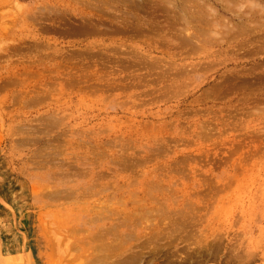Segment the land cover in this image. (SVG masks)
I'll return each mask as SVG.
<instances>
[{"label": "rangeland", "instance_id": "obj_1", "mask_svg": "<svg viewBox=\"0 0 264 264\" xmlns=\"http://www.w3.org/2000/svg\"><path fill=\"white\" fill-rule=\"evenodd\" d=\"M170 1L0 0V264H264V2Z\"/></svg>", "mask_w": 264, "mask_h": 264}, {"label": "bare ground", "instance_id": "obj_2", "mask_svg": "<svg viewBox=\"0 0 264 264\" xmlns=\"http://www.w3.org/2000/svg\"><path fill=\"white\" fill-rule=\"evenodd\" d=\"M163 1H164V0H162V2H163ZM173 1H174V0H173ZM227 1H229V0H227ZM234 1H235V2L237 1V2H238L239 0H234ZM262 1L264 2V0H262ZM167 2H168V1H166V3H167ZM229 2H230V1H229ZM235 2H234V3H235ZM239 2H241V0H240ZM258 2H259V1H258ZM258 2H257V3H258ZM169 3H171L170 0H169ZM226 3H227V2H226ZM231 3H232V2H231ZM242 3H243V2H242ZM260 3H261V0H260ZM162 4H163V3H162ZM164 4H165V3H164ZM167 4H168V3H167ZM235 4H236V3H235ZM235 4H234V5H235ZM246 4H247V3H246ZM254 4H255V6L257 5L256 3H254ZM263 4H264V3H263ZM169 5H170V4H169ZM171 5H172V3H171ZM171 5H170V6H171ZM228 5H229V4H228ZM239 5H241V4L239 3V4H238V7H240ZM259 5H260V4H258L257 6H259ZM261 5H262V3H261ZM261 5H260V7H261ZM172 6H173V5H172ZM174 6H175V5H174ZM253 6H254V5H253ZM257 6H256V7H257ZM175 7H176V6H175ZM209 7H210V6H209ZM225 7H226V6H225ZM262 7H263V11H264V5H263ZM189 8H192V7H189ZM210 8H211V7H210ZM210 8H209V9H210ZM228 8H229V7H228ZM254 8H255V7H254ZM172 9H173V8H172ZM175 9H176V8H175ZM178 9H179V8H178ZM226 9H227V8H226ZM226 9H225V10H226ZM239 9L241 10V7H240ZM239 9H238V10H239ZM244 9H245V8H244ZM246 9H247V8H246ZM173 10H174V9H173ZM180 10H181V9H180ZM184 10H185V9H184ZM240 10H239V12H241V11L244 12L243 9H242L241 11H240ZM175 11H176V10H175ZM181 11H182V10H181ZM201 11H202V10H201ZM201 11L198 10L196 13H198V15H199V13H202ZM230 11H232V10H230ZM246 11H247V10H246ZM182 12H183V11H182ZM182 12H181V13H182ZM184 12H185V11H184ZM212 12H213V11L211 10V14L208 13V15H212ZM249 12H250V11H249ZM178 13H179V12H178ZM181 13H180V15H181ZM191 13H192V12H191ZM191 13H190V15H192ZM193 13H194V12H193ZM204 13H205V12H204ZM206 13H207V12H206ZM244 13H246V12H244ZM202 14H203V13H202ZM176 15L180 16L179 14H176ZM185 15H186V14H184V16H185ZM195 15H196V14H194V16H195ZM206 15H207V14H206ZM221 15H222V14H221ZM235 15H236V14H235ZM235 15H234V16H235ZM249 15H250V14H249ZM182 16H183V15H182ZM182 16H180V17L182 18ZM184 16H183V17H184ZM187 16H188V15H187ZM200 16L203 17L204 15H201V14H200ZM213 16H214V18L216 17V15H214V14H213ZM213 16H212V17H213ZM252 16H254V14H253ZM191 17H193V16H191ZM205 17H206V16H205ZM227 17H228V16H227ZM193 18H194V17H193ZM198 18H199V16H198ZM210 18H211V17H210ZM184 19H185V18H184ZM199 19H200V18H199ZM201 19H202V18H201ZM203 19H204V18H203ZM206 19H209V18H206ZM186 20L188 21L189 19H186ZM186 20H183V21H186ZM196 20H197V18H196L194 21H196ZM222 20H223V18H222ZM209 21H211V20L209 19ZM215 21H218V20L215 19ZM229 21H230V20H229ZM229 21H228V22H229ZM247 21H248V20H247ZM189 22H190V21H189ZM189 22H188V24H189ZM196 22H197V21H196ZM198 22H201V21L198 20ZM204 22H205V21H204ZM262 22H263V21H262ZM191 23H192V22H191ZM191 23H190V25H191ZM205 23H207V22H205ZM219 23H220V21H219L218 23L216 22V24H214V23H212V24H214V25L217 26ZM234 23H235V22H233V24H234ZM238 23H239V21H238ZM200 24L202 25V23H200ZM212 24L210 23L211 26H212ZM220 24H221V23H220ZM220 24H219V25H220ZM223 24L225 25V23H223ZM236 24H237V23H236ZM240 24H241V23H240ZM250 24H251V23H250ZM257 24H258V23H257ZM259 24H260V23H259ZM190 25H189V26H190ZM214 25H213V27H211V29H212V28H217V27H219V26L216 27V26H214ZM224 25H223V26H224ZM230 25H231V24H230ZM241 25H242V24H241ZM241 25H239V26H241ZM254 25H256V24H254ZM186 26H187V25H186ZM194 26H195V25H194ZM205 26H206V25H205ZM225 26H226V25H225ZM242 26H244V24H243ZM207 27H208V26H207ZM247 27H248V26H247ZM252 27H253V26H252ZM185 28H186V27H185ZM221 28H222V27H221ZM226 28H227V27H226ZM249 28H250V27H249ZM218 29H219V28H218ZM246 29H247V28H246ZM250 29H251V28H250ZM250 29H249V30H250ZM185 30H186V29H185ZM212 30H213V29H212ZM214 30H216V29H214ZM186 31H187V30H186ZM207 31H208V30H207ZM217 31H218V30H217ZM229 31H231V30H229ZM253 31H254V30H253ZM214 32H215V31H214ZM227 32H228V31H227ZM243 32H245V30L242 31V33H243ZM212 33H213V32H212ZM245 33H246V32H245ZM191 34H192V33H191ZM191 34H189V35H191ZM213 34H214V33H213ZM217 34H218V33H217ZM193 35H195V34H193ZM193 35H192V36H193ZM197 35H198V34H197ZM197 35H195L194 37H197ZM261 36H262V35H261ZM189 37H190V36H189ZM194 37H193V38H194ZM257 50H258V49H257Z\"/></svg>", "mask_w": 264, "mask_h": 264}]
</instances>
